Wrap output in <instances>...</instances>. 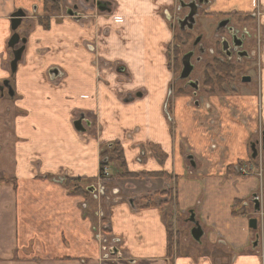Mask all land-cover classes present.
<instances>
[{"label": "crops", "instance_id": "crops-1", "mask_svg": "<svg viewBox=\"0 0 264 264\" xmlns=\"http://www.w3.org/2000/svg\"><path fill=\"white\" fill-rule=\"evenodd\" d=\"M94 1L109 11L96 14ZM215 1L211 12L255 14L264 40V0ZM174 6L84 0L78 20L64 5L57 16L40 0H0V86L8 80L13 92L0 93V264H264V170L256 176L251 157L264 136V44L256 94L245 83L242 93L196 94L207 105L191 106L165 66ZM17 10L30 17L11 74ZM113 146L122 161L111 157ZM102 149L117 175L104 196L95 189L106 185ZM108 191L117 202H105Z\"/></svg>", "mask_w": 264, "mask_h": 264}, {"label": "flooded vegetation", "instance_id": "flooded-vegetation-1", "mask_svg": "<svg viewBox=\"0 0 264 264\" xmlns=\"http://www.w3.org/2000/svg\"><path fill=\"white\" fill-rule=\"evenodd\" d=\"M174 3L175 6L173 8V12L171 11L169 16V21H170L169 28L173 29V20L177 18L176 19L177 26L175 27V29L178 33L179 38L184 40V42H182L181 40L182 47L190 40V46H192V50L188 51L183 56L190 54V64L192 67V72L194 70L192 59L195 58L196 64H198V62H200L201 60L200 56H202L205 53L204 48H207V46H205L202 43V37H201L202 35L193 36V31L197 26V21L203 14L205 16H210L208 17V19L215 18V17H211V15H216L218 17L217 20L218 24L215 28L216 34L214 35L215 43L214 44L209 43L210 48H207L208 49L207 53L211 55H213L214 53L215 57L211 58V63L205 67L204 70L205 73L203 75L202 86L204 85L206 87L205 89L208 91V93L213 91L214 88L212 87H214V84L218 86L217 89L218 91L221 89L220 87L224 86V84L218 83L219 78L226 79L225 76H222L223 74L222 67L226 69H230L232 71L235 70L236 66L241 68L248 66L249 63L250 64L254 63L255 66L257 64V68L259 70L260 65L259 62H257V60L260 59L261 49L263 47L264 40L262 39L259 26L256 25L254 22L255 14L253 16H247V15H237L234 12H228V13L211 12L213 5H215L216 3L215 0H174ZM193 6L195 7L194 25L191 29H188V27L185 24L180 25V23H182L188 17L190 13V8L191 7L193 8ZM181 12H185V13L178 16ZM256 17H257V13H256ZM220 24H224V25H222V27L220 28L219 27ZM219 33H223V35H220ZM170 47L171 44L166 46L164 54L169 62L171 69V65L173 61L168 57ZM195 49H197V53L199 54V57L198 56L194 57ZM231 71L228 79L225 80L227 82L229 80L230 84L233 77ZM245 78H248L249 82H251L250 76ZM207 80L210 81L208 85H206V83L204 84V82H207ZM184 81L187 82V86L189 87L193 86L192 82L188 81V79ZM228 89H230V91L232 92L236 91V89L233 86ZM263 140H264V136H263Z\"/></svg>", "mask_w": 264, "mask_h": 264}, {"label": "rangeland", "instance_id": "rangeland-1", "mask_svg": "<svg viewBox=\"0 0 264 264\" xmlns=\"http://www.w3.org/2000/svg\"><path fill=\"white\" fill-rule=\"evenodd\" d=\"M52 1L56 2V0H49L50 3ZM55 4H58V3L56 2ZM94 4L95 3H93V2L89 3L90 6H94ZM57 6H58V12H56V15L58 16L60 14V12H59L60 8H59V5H57ZM202 11H203V9H202ZM47 12H49V11H47ZM183 13H185V12H181L178 16H180ZM208 17H210V16H205L203 14L198 19L197 26L195 27V29L193 31V36L202 35L201 36L202 37V43L205 46H207V48H210V44L209 43H213V44L215 43L214 35L216 34L215 28H216V26L218 24L217 23L218 17L216 15H211V17H215V18H209L208 19ZM176 19L173 20V29H172V31H173L172 32L173 42H172V45H171V47L169 49V54H168V57L170 59H172V61H173L170 70H172V72H173V85H174L175 89L178 92L180 91L182 93L184 92V93H188V94H191V93L196 91V92H198V94L202 98L207 97V96H212V94H215V95L216 94H220L218 92V90H217L218 86H216L215 84H214V87H212V88H214L213 89L214 92L212 91L210 93H208V91L205 89L206 87L204 85L202 86V84H203V75L205 73V71H204L205 67L211 63V58L215 57L214 53H213V55L207 53V51H208L207 48H204L205 53L202 56H200L201 60H200V62H198V64H196L195 58L192 59V64L194 65V70H193L192 74L190 75V77L188 78V81H190L192 83H197L198 90L197 89L195 90L191 86L190 87L187 86V82L186 81H181L179 79V74H180V71L182 69L181 59H182L184 54H186L188 51L192 50V46H190V40H189L182 47V44H181V40L182 39L179 38L178 33H177L176 29H175V27L177 26L176 25ZM20 30H21V27H19L17 31L20 32ZM219 34L223 35V33H219ZM182 42H184V40H182ZM176 43H177V45H176ZM197 56L199 57V54L197 53V49H195L194 50V57H197ZM257 62H259V59L257 60ZM165 66H166V63H165ZM256 73H258L257 64L255 66L254 63H251V64L249 63L248 66L241 67V68L236 66L235 70L231 71V74H233L231 84L230 85L226 84L227 83L226 82L224 84V86L221 87V88L230 90L228 88L233 86L236 89V92L242 93V91H245V89L248 87L249 91H252L253 94H256L257 93V91H255V89H256V87H255L256 86V81H255ZM248 76L251 77V83L248 82V86L246 87V85L242 83V78L243 77H248ZM243 87H246V88H243ZM224 91H226V90H224ZM198 94H197V96H198ZM169 96H171V92L169 93L168 97ZM191 96H192V100L190 102L191 106H192V104H195V103H197L199 107L203 106V103L201 101H199V99H197L196 96H194V94H191ZM173 104H174V99L171 96V97L168 98L166 106H165V109H164V111L166 112V115L171 114L172 108L174 107ZM232 105L237 106V103L236 102H232ZM201 112H206V111L205 110H201ZM258 140H263V134L260 135ZM259 156H262L264 158V154L261 155L260 153H258L257 157H259ZM111 168H110L111 173L109 172L110 176H111V174H113L114 177L117 178V175L115 174L116 170L113 169V168L111 169ZM110 176L107 177V178H112V176L111 177ZM103 182L106 183L107 180H104ZM107 186H109V183H106L105 189H106ZM110 193L111 192H109L107 197H105V198H107V199H105V202H107V203H113V201H114V195L111 196ZM169 217H170V214H169ZM174 218H176V217L174 216ZM189 242H190L191 245L196 246L193 242H191V241H189ZM259 258L261 259L260 256H259ZM262 258H263V256H262Z\"/></svg>", "mask_w": 264, "mask_h": 264}, {"label": "water", "instance_id": "water-1", "mask_svg": "<svg viewBox=\"0 0 264 264\" xmlns=\"http://www.w3.org/2000/svg\"><path fill=\"white\" fill-rule=\"evenodd\" d=\"M105 4L102 3V2H97L96 3V7L99 11L101 12H104L106 9H105ZM194 16H195V7L193 6V8L191 7L190 8V13L188 15V17L182 22L180 23V25L182 24H185L188 29H191L194 25ZM23 17V13L22 11H17L15 13H13L11 15V30L14 32L12 34V36L10 37L9 41H8V47L10 49H14L15 46L19 45L20 43L21 44H24L25 43V40L24 39H20L19 36L15 33V31L17 30V28L19 27L20 23H21V18ZM222 25L224 24H220L219 27L221 28ZM183 29V28H181ZM22 52H23V47L22 48H19V49H16L12 52V60L10 62V71H11V74L15 73L16 71V68H17V64L19 63V61L21 60V57H22ZM181 66H182V69L180 71V74H179V79L180 80H187L190 75H191V72H192V67H191V64H190V54H187L185 56L182 57L181 59ZM243 82H249V79L248 78H243L242 79ZM196 85L197 83H194L193 84V87L196 88ZM6 89H7V92L9 94V96H12L13 92L10 88V86H8V84L5 86ZM5 87H0V92H2L3 88ZM77 124V123H76ZM262 151L264 152V140H262ZM251 153H252V159H254L257 155V150H256V145L253 144L251 146ZM189 160L191 161V164L193 165V161H192V158H189ZM60 181V180H59ZM117 202V201H116ZM251 203L253 204V211L254 213H259L260 212V203L257 199V197L254 195L252 196V200H251ZM187 222L189 224L192 225V229L190 231V237L191 239L199 244L200 243V240L203 236V232L200 228V226L198 225V223L195 221L194 219V214L192 212H190V216L187 220ZM248 225H249V228L253 229V230H256L257 228V219L256 218H251L248 222ZM257 239L255 240V242L253 243V248H255L257 246Z\"/></svg>", "mask_w": 264, "mask_h": 264}, {"label": "trees", "instance_id": "trees-1", "mask_svg": "<svg viewBox=\"0 0 264 264\" xmlns=\"http://www.w3.org/2000/svg\"><path fill=\"white\" fill-rule=\"evenodd\" d=\"M43 5H44V11H45V13H47V11H55V12H58V6H57V4L50 3L49 0H44ZM230 71H231L230 69H226V68H223L222 67V72H223L222 76H225L226 79H228V77L230 75ZM226 79L219 78L218 83L219 84H223ZM205 83H206V85H208L210 83V81L207 80V82H204V84ZM111 149H113L112 152H111V153H113V155L111 157H114L115 160L118 161V162L122 161L123 157H122L121 150L118 147H114V146ZM111 149H108V150H111ZM115 152H116V154H114ZM105 154H106V151H105ZM111 159L113 160V158H111ZM122 168H124V164L123 165L122 164L120 165V169H122ZM124 175H126V174H124ZM72 182H80V179L67 180L66 181V183H68V184L69 183H72ZM74 193L80 194V195H85V193H83L81 190L80 191L79 190H75ZM171 244H172V237L170 235L168 237V245L171 247Z\"/></svg>", "mask_w": 264, "mask_h": 264}, {"label": "built area", "instance_id": "built-area-1", "mask_svg": "<svg viewBox=\"0 0 264 264\" xmlns=\"http://www.w3.org/2000/svg\"><path fill=\"white\" fill-rule=\"evenodd\" d=\"M237 171L240 172V173L243 174V175H247V174H248V172H246V170H244L243 168H238ZM101 175H103V176L106 177V178L108 177V171H107L106 168H104V169L101 171ZM107 181H108V179H107Z\"/></svg>", "mask_w": 264, "mask_h": 264}]
</instances>
